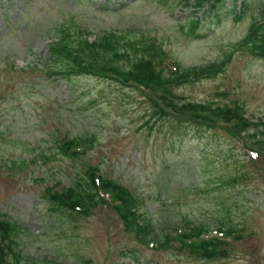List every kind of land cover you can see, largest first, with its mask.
I'll return each mask as SVG.
<instances>
[{
    "label": "rangeland",
    "instance_id": "obj_1",
    "mask_svg": "<svg viewBox=\"0 0 264 264\" xmlns=\"http://www.w3.org/2000/svg\"><path fill=\"white\" fill-rule=\"evenodd\" d=\"M242 1L208 10L206 23L192 32L189 16L201 17L207 8L198 9L194 0L186 7L175 0H0V220L20 225L14 250L24 263L264 264V158L249 159L242 132L231 126L171 129L166 119L149 118L148 100L134 89L89 76L66 82L41 68L53 29L65 23L91 39L110 30L151 36L169 59L186 66L216 60L264 13V0H245L246 12L237 19ZM177 93L238 103L251 119L264 120V57L233 51L217 77ZM87 133L99 141L84 157L57 153L65 136ZM41 153L52 157L44 162ZM14 160L28 168L7 169ZM88 164L136 194L158 230L172 229L185 216L224 219L244 237L225 256L201 259L140 244L109 207L87 217L50 211L45 188L73 184ZM234 175L237 180L228 182Z\"/></svg>",
    "mask_w": 264,
    "mask_h": 264
},
{
    "label": "trees",
    "instance_id": "obj_2",
    "mask_svg": "<svg viewBox=\"0 0 264 264\" xmlns=\"http://www.w3.org/2000/svg\"><path fill=\"white\" fill-rule=\"evenodd\" d=\"M224 0H195L196 5L208 2L211 8ZM189 2V0H186ZM188 4V3H187ZM241 13L246 8L242 3ZM200 21H191L190 27H199ZM56 40L49 45V57L45 66H53L62 78L70 80L76 75H94L115 85L131 86L140 90L148 99L153 115L166 117L171 126H194L213 130L214 126L233 127L243 133L244 146L264 157V121H250L239 104H221L212 100L192 101L179 95L176 89L202 78H211L225 70L222 60L205 63L201 66L184 68L175 63L174 69L164 64L166 54L159 44L144 39L143 36L126 39L123 35L107 32L95 40L80 39L77 28H60ZM76 34V39L72 38ZM236 47V46H234ZM252 55L264 56V15L252 20L245 36L237 47ZM145 89V90H144ZM95 134L72 137L58 145L62 156L78 159L85 156L87 148L97 142ZM80 150H82L80 152ZM48 161L46 154L41 155ZM27 167L25 161L12 162L10 170ZM75 182L65 188L56 185L47 187L43 193L54 212H64L69 216H88L98 206L111 207L125 231L132 234L141 244L159 242L161 249L170 246L201 259H214L225 256L230 243L241 240L242 228L230 221H219L215 235L210 223L181 218L171 225V231L158 230L151 220H147L138 210V197L119 182L103 176L100 168L85 165L83 173L76 176ZM237 180L234 175L228 180ZM108 194L110 199L104 198ZM16 227L0 220V264H21L16 252ZM154 240V241H153Z\"/></svg>",
    "mask_w": 264,
    "mask_h": 264
}]
</instances>
